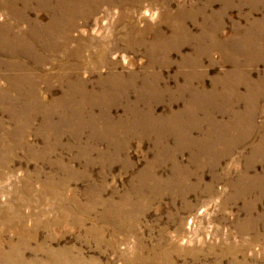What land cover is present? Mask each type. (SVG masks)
Masks as SVG:
<instances>
[{
    "label": "rangeland",
    "instance_id": "obj_1",
    "mask_svg": "<svg viewBox=\"0 0 264 264\" xmlns=\"http://www.w3.org/2000/svg\"><path fill=\"white\" fill-rule=\"evenodd\" d=\"M156 1L141 2L130 12L127 8L130 21L119 20L115 11L96 26L80 21L70 32L68 50L43 52L36 46L45 62L30 66V71L36 75L39 100L50 106L64 93L51 75L80 42L106 38L114 43L116 34L125 33L121 29L133 27L152 33V27L160 26L169 36V26H178L184 9L192 38L218 26L220 47L203 56L199 65L193 61L208 41L201 46L192 41L180 54L172 52L167 66L154 70L148 69L143 50L106 53L105 64L93 60L82 69L80 77L89 92L98 90L99 75L112 71L141 78L144 72L153 73L159 95L130 88L126 103H138L136 111L149 113L158 123L155 128L140 127L142 137L116 140L125 148L115 156L108 139L90 134L89 128L80 132L74 117L56 116L52 127H58L57 137L47 136L59 139V145L43 162L31 158L27 149L39 153L45 147L43 120L48 110L60 112L43 108L18 137L25 146L16 149L8 168L0 169V264H264V0ZM0 15L5 17V11ZM27 15L43 25L49 21L36 3ZM148 80L139 78L138 88ZM186 84L194 90L180 93ZM154 96L157 99L150 98ZM14 101L17 110L25 107L23 101ZM121 101L111 106L114 120L129 115ZM0 108V129L5 132L25 120ZM93 109L95 116L101 114V107ZM183 131L185 136L179 137ZM208 141L223 156L220 166L195 177L191 158L196 150L185 145ZM87 144L93 147L88 161L79 158ZM175 164L189 171V185H197L186 201L165 192L168 182L181 179ZM155 188L165 194L161 197Z\"/></svg>",
    "mask_w": 264,
    "mask_h": 264
},
{
    "label": "bare ground",
    "instance_id": "obj_2",
    "mask_svg": "<svg viewBox=\"0 0 264 264\" xmlns=\"http://www.w3.org/2000/svg\"><path fill=\"white\" fill-rule=\"evenodd\" d=\"M141 2L157 3L156 0H0V10L6 13L5 17L0 15V107H5L8 111L7 114L10 116L20 114V116L25 118L23 122L17 123L18 125L14 130L5 132L4 129H0L3 132L0 135V169L8 168L10 161L15 158L16 149L25 146L22 144L23 139L21 138L18 141V137L20 134L22 136L25 135L26 128L24 127H28L43 108L60 110L58 113H51L52 115L49 112L50 110H48L43 120V128L45 126V129L42 130V134L46 140L45 147L39 153L33 148L28 147L27 149V154L31 158L43 162H45V157L53 154L59 145V139L54 140L47 136L52 134L57 137L58 127H52V120L56 116L61 115L63 120H67V116L74 117L72 121L80 124L75 123L80 127V132H85L82 128H89L90 134L93 132L100 139H108L113 150L112 154L115 156L120 155L124 151L123 148H125V146L120 148L118 143L115 144L116 140L119 141L120 138H123L127 142L133 138L144 136L143 133V135L139 133L140 127L153 126L155 128L154 126L158 121L153 120L149 113L144 115L136 111L135 107L138 106V103L134 105L126 103L129 100L126 90L130 88L138 94L159 95L158 86L156 81H154L156 76L152 75L153 73L146 75L144 72L142 74V78L149 79L144 83L142 89L138 88L139 78L142 79L140 74L132 73L126 76L123 73L112 71L105 76L99 75L96 85L98 90L89 92L87 91L88 84L80 77V71L82 69L86 70L93 63V60H95L94 63L97 65L105 64L108 61L106 53H127L135 52L136 50L144 51L145 57L149 60L148 69L154 70L157 65L160 67L167 66L171 53L180 54L183 47L192 41L199 46L204 41H208L210 42L209 45L206 47L201 46L197 58L193 61V65H199V61L203 56L208 57L211 51L220 47L218 26L214 30H205L197 38H192L186 29V11L184 9H181V11L185 14L178 16V26H169L171 28L169 36L163 32L160 26H156V28L150 27L152 33L147 28L144 31L139 30L138 27L123 28L121 31H125V33L121 34L122 36L116 34L114 43H111L106 38L102 40L97 38V41L89 42L88 44L90 45L80 42L75 49L67 51L66 59L60 63L59 71L55 76L51 75V77H56L59 80L64 90L62 97L56 102L55 106L54 104L50 106L41 103L36 90V75L33 73L34 70L30 71V66H40L45 62L44 58L37 54L36 46L40 50L42 49L43 52L68 50L67 44L70 42V32L77 28V23L80 21L84 25L93 22L96 26L107 20L113 11L118 12L119 20L124 18L129 20V12L134 10ZM34 3L39 6L42 12L49 15V21L46 24L43 25L38 20L32 21L29 19L27 13L31 4ZM166 5L168 8L169 4L167 3ZM127 8H131L128 10L129 12H125ZM100 13H104L105 16L103 17V14L101 15ZM99 14L100 16L97 17ZM148 34L151 36L148 37ZM119 46L122 47V50L117 49ZM20 59L26 60L17 62ZM182 59V63L185 64L187 59L184 56H182ZM187 78L190 79L189 75ZM189 90L194 89L190 84H186L179 91L182 93ZM13 98L17 101H23L22 104L25 107L17 110ZM150 98L157 99L156 96ZM140 99L144 100V96L140 97ZM100 100H106L107 102L102 103ZM120 101L122 104H126V112L130 116L125 114L126 118L114 120L111 117V106L118 104ZM95 106H99L102 109L99 116L93 114ZM88 109L89 113L87 115L86 111ZM62 124H66V122L61 120ZM99 125L102 126V129L98 128ZM180 133L181 135L178 136L183 137L186 131ZM249 135L250 133L246 136L249 137ZM72 136L74 139H79L76 135ZM91 138L88 140L90 141ZM157 141V146H160L162 143L159 140ZM212 145L209 141L203 144L190 142L185 145L189 149L193 148L196 150L191 158V164L196 167V175L194 173L191 174L195 177L200 175H197L199 171H204L205 169L216 171L220 166L223 156L214 151ZM92 152V145L87 144L80 150L79 158L87 160ZM101 159L103 160L104 158ZM173 160L175 163L176 159L174 158ZM161 163L165 164V159L162 158ZM158 165H160V161L158 164L153 163L149 167L150 171H154ZM176 172L180 176L181 181L175 182L171 180L168 182L165 192L175 194V199L186 201L188 194L195 191L197 185H189L188 180L191 176L189 171L183 170L179 165L175 164ZM178 172H181V174ZM198 180L200 182L202 179L198 178ZM157 183L159 184L158 179L155 181V184ZM145 185L143 186L146 187ZM137 190L140 192L139 189ZM137 190L135 189L134 192H137ZM155 191L161 197L165 194L156 188Z\"/></svg>",
    "mask_w": 264,
    "mask_h": 264
}]
</instances>
